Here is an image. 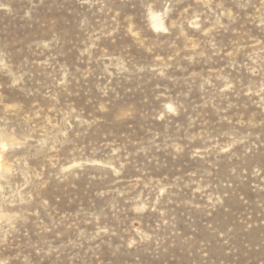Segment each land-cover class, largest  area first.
I'll return each instance as SVG.
<instances>
[{
	"label": "clouds",
	"instance_id": "9594fccd",
	"mask_svg": "<svg viewBox=\"0 0 264 264\" xmlns=\"http://www.w3.org/2000/svg\"><path fill=\"white\" fill-rule=\"evenodd\" d=\"M0 264H264V0H0Z\"/></svg>",
	"mask_w": 264,
	"mask_h": 264
}]
</instances>
